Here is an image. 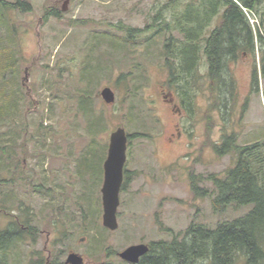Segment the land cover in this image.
<instances>
[{
    "label": "rangeland",
    "instance_id": "374dc122",
    "mask_svg": "<svg viewBox=\"0 0 264 264\" xmlns=\"http://www.w3.org/2000/svg\"><path fill=\"white\" fill-rule=\"evenodd\" d=\"M20 1L29 8L0 1V207L4 204L10 213L0 212V230L19 217L36 232L26 233L0 264H35L36 259L44 264L49 250L51 264H64L68 250L80 253L84 264H132L117 253L131 244L169 240L191 221L214 226L246 210L217 214L209 197L195 196L190 183L191 175H222L233 165V153L218 155L212 147L224 134L234 133L238 145L264 137L259 50L255 57L246 51L228 62L225 76L233 78L236 94L219 99L221 110L213 105L202 62L194 101L181 104L186 113L178 115L162 97L172 92L178 98L162 56L167 35L151 37L154 29L146 28L169 0ZM170 12L162 14L167 18ZM245 15L257 31L256 12ZM213 21L210 27L218 20ZM128 29L145 30L131 40ZM254 63L255 90L250 83ZM105 86L115 95L110 104L99 93ZM80 99H89V114ZM102 115L106 128L92 136L88 119ZM117 126L133 136L127 139L118 225L110 230L101 222L100 188L109 134ZM49 174L69 175L68 230L67 207L55 199L56 189L39 195L38 183L50 184ZM198 184L213 190L209 180ZM52 219L61 226L57 230Z\"/></svg>",
    "mask_w": 264,
    "mask_h": 264
},
{
    "label": "trees",
    "instance_id": "16d2710c",
    "mask_svg": "<svg viewBox=\"0 0 264 264\" xmlns=\"http://www.w3.org/2000/svg\"><path fill=\"white\" fill-rule=\"evenodd\" d=\"M0 1L10 8H29L26 1ZM180 1L169 0L161 5L146 28L154 29L151 37L161 32L167 35L162 56L168 69V81L179 94L193 97L190 92L198 78L197 69L203 62L209 82L207 89L214 99L213 105L221 110L219 99H227L228 93L236 94L233 78L225 76L228 62L235 61L246 51L255 57L257 49L261 53L259 72L264 77V0H185L176 10ZM167 9L171 12L166 18L162 12ZM245 10L256 12L259 18L257 31H253L248 23ZM50 14L59 15L57 11H50ZM214 19L218 21L210 27ZM208 28V34H205ZM128 30L134 40L145 29ZM250 83L253 90L258 89L256 63ZM88 100L80 99L79 102L87 114L90 113ZM224 112L229 113L228 108ZM129 113H133L132 107ZM104 120L103 115L88 119L92 136L106 128ZM236 138L234 133L224 134L220 144H212L218 155L233 153V165L222 175H191L190 187L195 196H208L210 206L217 214L239 208L246 210L217 221L214 226L191 221L183 232L172 233L169 240L151 242L137 264H264V137L243 145L236 144ZM203 180L211 182L212 191L200 187L198 183ZM11 223L10 228L0 230V258L5 261L8 251L23 239L18 222L14 219ZM34 262L39 264L40 259Z\"/></svg>",
    "mask_w": 264,
    "mask_h": 264
},
{
    "label": "water",
    "instance_id": "95a60500",
    "mask_svg": "<svg viewBox=\"0 0 264 264\" xmlns=\"http://www.w3.org/2000/svg\"><path fill=\"white\" fill-rule=\"evenodd\" d=\"M65 10V6L62 7ZM102 100L110 104L115 95L109 86L100 90ZM127 133L122 126H117L109 134L106 156L103 161V181L100 188L102 203V225L110 230L117 228L116 217L119 205V192L123 183V169L126 162ZM148 251L145 243L131 244L118 252V256L129 263H137L139 258ZM66 264H83V256L71 251L65 259Z\"/></svg>",
    "mask_w": 264,
    "mask_h": 264
},
{
    "label": "flooded vegetation",
    "instance_id": "af4514ba",
    "mask_svg": "<svg viewBox=\"0 0 264 264\" xmlns=\"http://www.w3.org/2000/svg\"><path fill=\"white\" fill-rule=\"evenodd\" d=\"M243 54H245V52H243ZM198 78L195 80V85L193 87V97L195 96V93H196V90L198 89V85L199 82H198ZM169 82V81H168ZM171 84V83H170ZM175 90L177 91L178 93V98H176L174 96V94L172 92H169L168 95L167 94H163V99L166 100V105L168 107H170V111H176V114L178 115H181V114H184L186 113L182 108H181V104H184L185 102L188 101V103L193 100L194 101V98L193 97H189L188 96H181L178 92V89L175 88ZM165 93V92H164ZM227 99H230L229 98V95L227 97ZM214 100V99H213ZM173 126L175 127L176 129V136H179L181 134V132L178 130L177 128V123H173ZM174 135V133H171L170 135V138H172V136ZM171 141V140H170ZM57 169V168H56ZM56 171V170H55ZM49 173V172H48ZM58 173V172H57ZM56 174V173H55ZM55 174H49V176H51L52 178L49 179L50 180V184L46 185L44 184L41 180L39 181L38 183V187H39V195H44V196H48V193H51V190L52 187H54L56 189L55 191V199L56 198H61L64 200V202L62 203H59L60 205H62L63 208L67 207V230H68V227H69V175H66L65 177L63 175H56ZM127 174V170L125 169V165H124V169H123V181L125 179V176ZM123 184V183H122ZM65 202H66V205H65ZM2 207V208H1ZM0 207V212L2 213H7L8 215H10L9 212L6 211L5 209V205L2 204ZM62 209V208H61ZM41 210V209H40ZM52 213L54 214L56 212V208L52 209ZM60 213H63V212H60ZM17 222H18V226H19V229L20 231L22 232V238H24V235L27 233L28 235L30 236H34L36 230L33 229L32 226H30V223L27 222L26 219H20L19 217L18 218H14ZM13 219V220H14ZM41 220L43 221V217H41ZM51 221V220H50ZM52 227L54 230H57L59 227H61L59 225V223L57 222V219H52ZM53 222H57L56 225L53 224ZM43 232V231H41ZM48 234L46 235L47 239L50 238V232H47ZM27 236V235H26ZM148 245V249H149V244ZM68 253H69V250H68ZM48 257L46 258V261L44 264H51L50 263V256L52 255V252L49 250L48 251ZM141 258V257H140ZM139 258V259H140ZM37 260V259H36ZM42 260V259H41ZM41 260L39 262V264H41ZM35 263V262H34ZM64 264L65 263V259L63 261ZM85 263V260L83 258V264ZM36 264V263H35ZM133 264V263H132ZM135 264V263H134ZM137 264V263H136Z\"/></svg>",
    "mask_w": 264,
    "mask_h": 264
},
{
    "label": "built area",
    "instance_id": "2783aa9c",
    "mask_svg": "<svg viewBox=\"0 0 264 264\" xmlns=\"http://www.w3.org/2000/svg\"><path fill=\"white\" fill-rule=\"evenodd\" d=\"M246 11V10H245ZM247 14V13H246Z\"/></svg>",
    "mask_w": 264,
    "mask_h": 264
},
{
    "label": "bare ground",
    "instance_id": "6f19581e",
    "mask_svg": "<svg viewBox=\"0 0 264 264\" xmlns=\"http://www.w3.org/2000/svg\"><path fill=\"white\" fill-rule=\"evenodd\" d=\"M250 52V51H249Z\"/></svg>",
    "mask_w": 264,
    "mask_h": 264
}]
</instances>
